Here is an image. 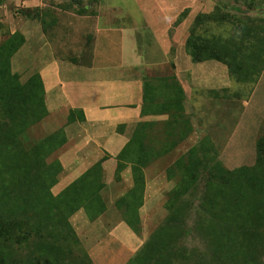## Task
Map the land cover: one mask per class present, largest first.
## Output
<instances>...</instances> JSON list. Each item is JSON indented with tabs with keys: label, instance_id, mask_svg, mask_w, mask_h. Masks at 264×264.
<instances>
[{
	"label": "rangeland",
	"instance_id": "1",
	"mask_svg": "<svg viewBox=\"0 0 264 264\" xmlns=\"http://www.w3.org/2000/svg\"><path fill=\"white\" fill-rule=\"evenodd\" d=\"M85 1L92 10H98L96 6L98 0ZM117 1L131 16L122 19L121 22L129 25L135 24L140 30L143 40L140 41L142 46L138 52L143 56L145 67H149L145 59L153 57V61L158 62L161 58L156 45L153 46L152 39L160 41L161 35L173 38L177 28L180 27L179 44L176 43V46L173 42L175 46L171 52L174 54L178 51L184 56L182 66L186 69L189 64L186 63L188 53L185 49V42L195 18L199 14L215 13L216 9L222 10L225 17L227 15L231 17L224 18L222 22L204 24V29L212 34L224 37L230 35L241 37L243 31L236 28L234 24V20L240 19L241 25L246 24L249 29L256 30V33H260L264 38V0ZM165 1L169 6L166 4L163 6ZM23 2L25 0L17 2L6 0L7 12L4 18H10L15 23L14 25H18L22 16L27 13L26 11H29L27 14L32 15L34 8H26ZM69 2L70 0H57L55 5L61 10H65L70 7ZM51 6L54 4L51 3ZM163 8L167 11L163 12ZM47 9L52 10L51 8ZM73 10H76L75 7ZM168 12H170L169 17H163V13ZM181 17L182 22L176 24V21ZM9 27H12L11 24L0 29V42L9 36L7 31L9 34L11 33ZM110 41H113L112 46L104 45ZM150 46L155 48H150ZM98 47L103 48V50L100 49L98 55V65L103 68H111L106 72L114 71L112 68H117L124 61H135L133 52H122L118 35L113 36L109 41L100 39ZM22 51L21 48L14 56L12 69L13 72L20 75L22 82H26L39 70L35 67L32 57H30L31 54L28 53L29 56L24 57ZM190 63L195 66V78L190 91L192 96H200L201 103L200 116L195 114L194 120L197 134L191 139L179 141V137L184 136L182 127L185 134L187 129L184 124L178 125L173 136V139L178 142L177 147L155 158L148 165L144 174L145 185L143 187L136 185V191L133 194H137V197L133 199L132 193H129L130 189L135 186L132 166L128 163L126 169L120 174V179L117 178L116 172L117 159L115 155L121 151L125 142L120 143L115 133L122 132L123 128L119 125L116 132L114 127L104 129L96 141L102 147L105 146L114 159H109L104 164L103 181L106 186L101 194L103 204L96 203L93 208H90L91 213L95 209H103L104 212L99 217L92 219L85 210H79L69 219L75 236L67 235L65 241L57 243L59 237L57 232L53 233L52 236H49L50 240L45 238V243L41 242V253L50 254L51 252L54 256L60 257L61 259H58L60 264H128L152 239L155 232L168 222L173 213H177L180 222H186L187 229L190 231L189 234L178 239V244L186 247L187 254H193L195 261H200L203 264H250L252 261L244 262L246 257L244 258L245 255H243L239 242L242 241L247 249L250 242L256 239L259 247L254 250L256 251L255 262L264 264V230H261L259 234L257 232L259 227L252 228L251 226L254 224L252 218L247 217V215L251 216L252 200L245 198L244 192L249 188L243 189L238 185L228 184L229 194L234 197L235 201H238L239 205L220 200L211 214L198 199L204 190L202 182H198L196 185L191 184L190 190L186 193L183 186H189L190 181L184 171L177 166L181 158H188L192 147L205 139H209L212 143L209 147L212 149L211 157L215 159L212 162L213 165L216 160L221 161L224 167L229 170L255 165L256 142L264 136V119L261 120L264 114V72L258 81L259 85L257 83V85L251 84L243 87L230 79L229 74L226 73L227 67L222 63L207 61L195 64L191 58ZM163 72H166V69L158 70L156 76L162 77L167 74V72ZM159 79L158 85L161 84ZM162 82L164 84L163 79ZM212 90L214 93L218 92V100L212 101L214 95ZM165 94V90H162L161 95ZM45 100L47 109L51 107L52 112H48L41 122L33 125L27 136L30 141H37L54 133H65L67 143L54 151L46 160L48 164L59 163L62 166L57 176V184L51 189L53 195H58L99 161L106 150L102 147L97 148L94 140L90 143L84 142L87 131L83 129L82 122H69L71 110L68 106L59 110L56 107L60 105L55 100L48 98L47 95ZM216 103L217 107H212V104ZM111 111L117 110L111 109ZM194 111L196 112V110ZM244 111L249 114L244 116ZM189 116L186 115V117ZM189 118L191 120V117ZM167 122L169 121L167 120L164 124L166 127L168 126ZM155 129L152 137L156 140L154 149L157 151L172 139L167 137L166 132V134L164 133L165 129L161 124L155 126ZM17 151V142L12 143L10 155L15 160L18 158ZM19 191L22 189L20 188ZM126 196L133 202V209L128 208L124 203ZM10 220L20 235L27 231L31 233L40 227L36 222H25L22 213L17 210ZM199 224L202 226V230L197 229ZM249 227L250 230L245 233L246 235H241V231ZM174 231L176 232V229ZM249 235L255 236L250 238ZM33 236L35 239H40L38 231H34ZM31 239L28 242L30 245L31 241H35L33 238ZM24 246L27 247V244L24 243ZM174 264H181V259L175 260Z\"/></svg>",
	"mask_w": 264,
	"mask_h": 264
},
{
	"label": "trees",
	"instance_id": "2",
	"mask_svg": "<svg viewBox=\"0 0 264 264\" xmlns=\"http://www.w3.org/2000/svg\"><path fill=\"white\" fill-rule=\"evenodd\" d=\"M33 10L32 15L27 14L29 11H26L25 15L32 18L40 13L38 9ZM228 17L231 16L225 17L220 9H216L215 13L196 16L186 39V52L196 64L207 61L224 64L229 76L243 87L257 85L264 72V38L260 33L249 29L246 24L241 25L240 19L234 20V24L243 31L241 37L215 35L203 27L204 24L222 22ZM181 22L182 17L176 21V24ZM0 25L1 28H5L3 24ZM7 33L9 35L7 39L0 42V264H60L58 262L60 257L54 256L51 252L50 254L40 252L41 242L45 243V238L50 240L49 236L56 232L59 237L57 243L65 241L67 235L75 236L69 219L81 209L85 210L92 219L104 212L103 209H95L91 213L90 208L96 203L103 204L101 194L106 186L103 181L104 164L114 158L110 154L105 155L61 193L53 195L51 189L57 184V176L62 166L59 163L48 164L46 160L54 151L67 143V137L65 133L58 132L43 140L28 139L27 134L31 127L48 115L46 91L38 72L26 82H22L20 75L13 72L12 60L25 44L26 39L20 32L9 34L7 31ZM161 85L159 88L165 90V96L168 98L165 102L154 101V110L164 114L163 112H169L176 106V100H170L176 90L170 84L165 85L161 82ZM177 88L179 94L184 97L182 87L177 84ZM152 90L155 92V87L149 83L144 84V101L151 95ZM152 100H155V97ZM68 120L73 123L76 120L84 122L86 119L84 112L76 109L70 111ZM167 124L164 133L166 132L167 137L172 140L167 141L161 151L154 149L156 140L152 137L155 133L153 127L140 123L119 154L115 156L118 179L121 178L120 174L128 163L133 168L135 186L129 191L133 199L137 197V194H133L136 185L142 187L145 185L144 174L148 165L155 158L168 153L178 145L173 136L179 124L171 121ZM182 135H186L183 127ZM184 136L179 137V141H183ZM15 142L18 148L17 161L10 155L11 145ZM211 145V141L205 139L191 148L188 158H181L178 161L177 166L184 171L190 181L189 186H183V190L187 193L191 184L202 182L204 190L198 199L212 214L213 208L220 200L239 205L238 201L229 194L228 184L238 185L243 189L249 188L246 192L243 191L245 198L252 200L251 216L247 215V217L252 218L254 223L252 228L259 227L257 232L260 234V231L264 230V136L256 142V163L252 167L242 166L229 170L217 160L213 165L215 159L210 154ZM20 188L22 191H19ZM124 203L128 208L133 209V202L128 196L125 197ZM15 210L22 213L25 222L39 224L40 227L34 231H38L40 239L34 238V231L18 234L10 223ZM197 229L203 228L199 224ZM249 230L250 227L242 230L241 235ZM189 232L186 222H180L177 213H173L168 222L155 232L152 239L128 264H174L175 260L180 259L181 264H203L195 261L193 254H187V248L178 244V239ZM254 236L249 235L250 238ZM31 238L35 241H31L30 245L28 242L32 240ZM239 245L242 247L244 258L246 257L244 262L252 261L253 264H257L254 250L258 249L259 245L256 239L250 242L247 249L242 241Z\"/></svg>",
	"mask_w": 264,
	"mask_h": 264
},
{
	"label": "crops",
	"instance_id": "3",
	"mask_svg": "<svg viewBox=\"0 0 264 264\" xmlns=\"http://www.w3.org/2000/svg\"><path fill=\"white\" fill-rule=\"evenodd\" d=\"M55 1L57 0H25L23 5L26 8L38 9L40 13L38 12V15L32 18L23 15L20 23L14 25L15 23L10 18H4L7 4L6 0H0V11L2 12L0 22L5 24V27L11 24L12 27H9V30L12 34L20 32L24 35L26 42L22 46L23 56L31 54L30 57L43 79L47 97L60 105L56 109L60 110L68 106L69 110L80 109L84 112L86 120L82 122V125L87 131L85 143L94 140L97 148L100 149L102 145L96 141L100 138V133L110 127H114L116 132L117 127L121 125L122 132L115 134L120 143L125 142L126 144L140 123L149 124V127L156 130L155 126L158 124H161L162 128L165 127L167 120L186 126L184 141L197 134L194 120L195 114L199 117L201 113L200 96H192L190 91L195 78V66L190 63L191 57L188 55L186 63L189 65L185 69L182 66L184 56L178 51L174 54L171 52L173 46L176 43L179 44L180 27L177 28L173 38L161 35L160 41L152 39L153 46L156 45L161 58L160 62L153 61V57L145 59L149 66L145 67L143 56L138 52L142 46L140 41L143 40L140 30L135 24L129 25L121 22L122 19L131 16L118 4L117 0H98L96 11L92 10L90 5H86L85 0H70V7L65 10L58 8ZM51 3L54 6H51ZM165 4L167 5L168 2L165 1L163 6ZM73 7L76 10H73ZM163 10V12L167 11L164 8ZM169 14L170 12L163 13V17H169ZM115 35L119 36L122 52H133L135 61H124L117 68H112L114 71L106 72L111 68L98 65V55L100 49L103 50L102 47H98V41L100 39L109 41ZM104 45L112 46L113 41ZM153 46L150 48H155ZM141 59L142 61H139ZM164 69L167 72L165 76H156L158 70ZM226 71L229 74L227 68ZM158 79L160 83L163 79L165 85L170 84L176 90L175 93L173 92L174 98L170 99L176 100V106L172 107L169 112H163L164 114H159L154 110V101L156 103L165 102L168 98L161 95L162 89L159 87L162 85H158ZM230 79L232 80L231 77ZM145 83L155 87V92L152 90L151 95L144 101ZM177 84L182 87L184 97L179 94ZM212 94H214L212 101L219 99V95L213 90ZM154 97L155 100H152ZM212 107H217V103L212 104ZM111 109L117 111L112 112ZM48 112H52L51 107H48ZM247 113L244 111V116ZM186 115L191 117V120ZM262 119H264V114ZM76 122L80 123L79 120L73 123ZM126 137L129 139L126 140ZM102 148L106 150L105 146ZM107 154H110L108 149L106 153L103 152L101 159Z\"/></svg>",
	"mask_w": 264,
	"mask_h": 264
}]
</instances>
